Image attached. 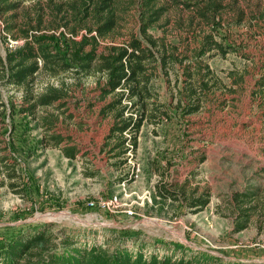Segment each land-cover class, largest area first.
<instances>
[{
	"label": "rangeland",
	"instance_id": "1",
	"mask_svg": "<svg viewBox=\"0 0 264 264\" xmlns=\"http://www.w3.org/2000/svg\"><path fill=\"white\" fill-rule=\"evenodd\" d=\"M38 1L22 0L20 11ZM190 16V11L171 13L173 22L166 29L169 40L181 39L176 19L187 21ZM230 31L242 47L240 52L204 57L227 88L210 93L199 112L184 115L172 108L169 118L144 120L138 149L129 152L128 162L119 166L103 149L113 118L100 114L110 97L99 99L96 76L73 88L76 97L70 100L69 113L74 118L63 119L50 132L41 125V117L59 111L45 106L37 109L38 119L24 114L18 107L22 89L0 82V234L27 223L52 222L55 232L71 230L81 243L108 248L122 245L134 251L142 246L148 255L188 259L205 251L223 263L264 264V102L254 94L264 72V36L247 25L233 26ZM62 32L64 27L56 32L60 43ZM151 32L164 35L159 27ZM5 34L0 15L2 54L6 46L22 43H7ZM177 70V66L171 70V83L162 74L151 82L163 102L177 103L173 94ZM229 72L235 73L239 83H234ZM61 79L74 81L72 75L55 78L41 73L33 90L42 92L47 84L59 85ZM54 132L78 144L76 158H67L61 147L48 141L47 146L40 143ZM5 157L11 166L16 160L21 177L7 175ZM14 182L18 186L12 187ZM159 187L178 193L165 197ZM206 189L211 194L209 204L201 210L191 207L189 202ZM237 192H254L255 207L244 210L254 204L250 200L238 203ZM114 196L118 204L112 209L89 205ZM240 211L251 216L247 227L237 231ZM123 230L134 234L122 235Z\"/></svg>",
	"mask_w": 264,
	"mask_h": 264
},
{
	"label": "trees",
	"instance_id": "2",
	"mask_svg": "<svg viewBox=\"0 0 264 264\" xmlns=\"http://www.w3.org/2000/svg\"><path fill=\"white\" fill-rule=\"evenodd\" d=\"M37 4L20 11L22 0H0L5 41H22L6 46L5 54L0 52V82L22 89L19 111L35 119L39 107L54 106L59 112L41 117V125L50 132L63 119L74 118V113H69L70 100L76 97L73 88L80 87L83 79L96 76L99 99L110 97L100 114L113 118L103 149L117 159L118 166L127 163V154L138 149L144 120L153 121L151 116L169 118L172 108L184 115L199 112L210 93L227 88L204 57L240 52L242 47L231 37L233 26L247 25L264 36V0H39ZM174 10L191 12L189 20L181 17L175 21L182 30L178 42L169 40L166 30L173 22L170 16ZM62 27L60 43L56 32ZM154 27L162 28L164 35L155 36L151 32ZM176 66L173 94L177 103L163 102L152 90L151 82L162 74L171 83L170 73ZM41 73L55 78L72 75L74 81L61 79L59 85L47 84L36 93L34 83ZM229 75L234 77V83H239L235 73ZM254 94L264 102V72L256 82ZM47 141L61 147L67 158L74 159L80 152L72 137L59 132L43 136L40 143L47 146ZM8 161L9 157L2 159L7 175L21 177L16 160L12 166ZM158 190L165 197L178 193L167 189V193L163 192L161 187ZM255 195L237 192L235 199L242 205L250 200L254 205L245 206L244 210H248L255 207ZM210 197L206 189L189 205L201 210L209 204ZM239 214L237 231L247 227L251 216L247 211ZM54 225L27 223L10 228L6 235L0 234V264H254L223 263L222 258L205 251L188 259L148 255L142 246L134 251L122 245L108 248L81 243L73 231L62 228L55 232ZM174 245L184 248L181 243Z\"/></svg>",
	"mask_w": 264,
	"mask_h": 264
},
{
	"label": "built area",
	"instance_id": "3",
	"mask_svg": "<svg viewBox=\"0 0 264 264\" xmlns=\"http://www.w3.org/2000/svg\"><path fill=\"white\" fill-rule=\"evenodd\" d=\"M96 204L102 208L112 209V207L117 206L118 197L114 196L113 198H110L109 200H99L98 202H95V201L89 202V205H91V206H95ZM129 213L134 214V211L129 210Z\"/></svg>",
	"mask_w": 264,
	"mask_h": 264
}]
</instances>
